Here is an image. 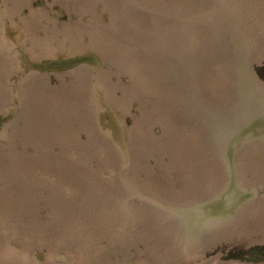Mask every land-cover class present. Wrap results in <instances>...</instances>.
Segmentation results:
<instances>
[{
  "label": "water",
  "instance_id": "1",
  "mask_svg": "<svg viewBox=\"0 0 264 264\" xmlns=\"http://www.w3.org/2000/svg\"><path fill=\"white\" fill-rule=\"evenodd\" d=\"M261 245L264 0H0V264Z\"/></svg>",
  "mask_w": 264,
  "mask_h": 264
},
{
  "label": "rangeland",
  "instance_id": "2",
  "mask_svg": "<svg viewBox=\"0 0 264 264\" xmlns=\"http://www.w3.org/2000/svg\"><path fill=\"white\" fill-rule=\"evenodd\" d=\"M220 261L264 262V246H253L231 252L220 257Z\"/></svg>",
  "mask_w": 264,
  "mask_h": 264
}]
</instances>
